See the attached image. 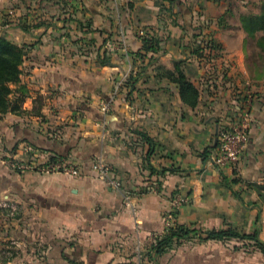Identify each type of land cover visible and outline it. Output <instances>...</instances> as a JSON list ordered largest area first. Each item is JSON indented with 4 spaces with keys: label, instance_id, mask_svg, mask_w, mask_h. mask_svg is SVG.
<instances>
[{
    "label": "crops",
    "instance_id": "1",
    "mask_svg": "<svg viewBox=\"0 0 264 264\" xmlns=\"http://www.w3.org/2000/svg\"><path fill=\"white\" fill-rule=\"evenodd\" d=\"M259 1L0 0V35L24 48L27 93L25 114L0 117V200L19 209L10 217L0 208V264H136V240L163 230L175 195L186 199L178 224L257 232L264 244V201L252 187L264 185V72L240 23ZM175 63L198 91L194 107L158 75ZM38 101L41 115L32 113ZM241 124L248 142L238 164L217 170L218 133ZM99 153L121 190L93 171ZM52 157L79 175L9 166L16 159L34 169ZM252 244L194 236L141 264H264Z\"/></svg>",
    "mask_w": 264,
    "mask_h": 264
},
{
    "label": "trees",
    "instance_id": "2",
    "mask_svg": "<svg viewBox=\"0 0 264 264\" xmlns=\"http://www.w3.org/2000/svg\"><path fill=\"white\" fill-rule=\"evenodd\" d=\"M240 23L242 29L251 38H255V34L261 33V36L256 39L255 43L259 50L258 54H260L264 64V2L261 4V12L259 14H244L240 17ZM150 43L151 41H146V44ZM145 48L146 50H150L151 46ZM98 59L102 65L109 64L108 52H100ZM23 60L24 48L14 44L6 36L0 35V117L7 113L14 115H23L26 113V111L23 110L22 105L25 101L27 93L25 87L20 83ZM157 72L160 77L167 78L176 83L180 99L184 104L190 107H194L197 104L198 91L193 84L187 80L186 75L177 63H175L173 71L159 66L157 67ZM39 110L40 101H38V109L34 108L32 113L41 115ZM146 140L150 142L149 139ZM205 153L204 154L207 157L208 154H210V151L206 150ZM54 158L56 157H52L51 159ZM233 182L235 183L236 180ZM252 187L256 190L260 199L264 201V185H254ZM194 236H199L202 241H225L230 239H237L240 241L246 240L252 242V245L264 254V244L258 240L257 232H254L253 234H241L231 228L221 230L212 229L201 232L197 229H190L178 223L175 227L158 236L155 239L154 244L151 246V250L148 251L147 254L154 252L157 255H161L174 240L186 241Z\"/></svg>",
    "mask_w": 264,
    "mask_h": 264
},
{
    "label": "built area",
    "instance_id": "3",
    "mask_svg": "<svg viewBox=\"0 0 264 264\" xmlns=\"http://www.w3.org/2000/svg\"><path fill=\"white\" fill-rule=\"evenodd\" d=\"M115 9L118 7L116 4ZM142 31H140V34ZM124 57L125 61L128 65V69H131L133 56L130 54L126 47L124 36L121 35L120 46H118ZM127 74H124L126 77ZM109 102L104 103L101 106V113L104 116L109 108ZM104 122V121H103ZM105 123V122H104ZM248 142V132L245 124H241L238 126H233L229 129L221 130L218 133V141L215 151L210 157L211 164L217 169L222 170L227 167L236 166L241 158V155L247 145ZM9 166L12 167L16 171H25V170H35L41 174H51L54 172H62L69 176H78L79 170L75 165H72L65 161L64 159L54 158L47 160L46 163L38 164L33 168L30 165H26L16 159L9 161ZM92 169L98 175V177L106 183L108 187L113 190H121L122 181L117 177L114 170L108 163L106 162L104 155L99 153L95 156L94 161L92 163ZM124 201L126 206H128L133 215H135L136 209L134 206L133 199L126 195L124 196ZM186 201L184 197L179 195H175L169 204V208L164 215V228L158 234H153L149 236L145 240H136L135 243V255H136V264H141L144 256L151 250V246L154 244L155 239L167 232L169 229L176 226V213L177 210L183 205ZM0 208L9 210L10 216H15L18 212V208L16 203L7 200V197L0 201Z\"/></svg>",
    "mask_w": 264,
    "mask_h": 264
},
{
    "label": "rangeland",
    "instance_id": "4",
    "mask_svg": "<svg viewBox=\"0 0 264 264\" xmlns=\"http://www.w3.org/2000/svg\"><path fill=\"white\" fill-rule=\"evenodd\" d=\"M264 2V0H260L259 2H258V4L257 5H255L254 6V8H253V11H251V12H253L252 14H259L260 12H261V4ZM256 12V13H255ZM258 36L257 37H259L260 36V34H257ZM247 44H249V45H251V48H253V46H254V44H255V38H253V39H248V41L246 42ZM251 55H252V57H254L255 59H256V61L259 63V64H257L259 67H257L258 69V72L259 73H262L263 74V72H264V67H263V65H262V58H261V56H260V54H258V52H255V49H252V51H251ZM133 56V55H132ZM123 58H125L124 56H123ZM126 66H127V68H128V65L126 64ZM128 71H129V69H128ZM2 199H4V198H1V200ZM0 200V201H1ZM7 200H9V198H7ZM18 208V207H17ZM1 209H3V208H1ZM9 211V210H8ZM18 212H19V209L17 210ZM17 212V213H18ZM17 213H16V215L15 216H17ZM8 217H9V215H8ZM11 217V216H10Z\"/></svg>",
    "mask_w": 264,
    "mask_h": 264
}]
</instances>
